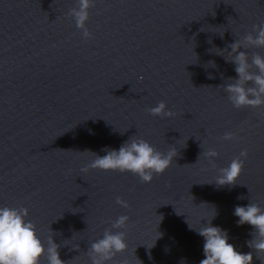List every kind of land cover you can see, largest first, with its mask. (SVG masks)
<instances>
[{
  "label": "water",
  "instance_id": "95a60500",
  "mask_svg": "<svg viewBox=\"0 0 264 264\" xmlns=\"http://www.w3.org/2000/svg\"><path fill=\"white\" fill-rule=\"evenodd\" d=\"M76 7L0 0V206L26 207L66 264H91V243L106 230L124 231L127 243L109 264H199L204 241L188 223L199 229L216 213L212 224L264 264L246 244L251 226L233 215L250 202L264 209V106L237 109L225 91L237 77L232 43L249 62L264 56L244 42L264 25V0H95L87 40L69 15ZM161 101L174 117L147 111ZM130 138L178 156L150 183L81 171ZM244 150L237 181L217 185ZM120 215L128 225L115 229Z\"/></svg>",
  "mask_w": 264,
  "mask_h": 264
},
{
  "label": "clouds",
  "instance_id": "9594fccd",
  "mask_svg": "<svg viewBox=\"0 0 264 264\" xmlns=\"http://www.w3.org/2000/svg\"><path fill=\"white\" fill-rule=\"evenodd\" d=\"M77 2L78 7L72 8L69 15L75 18L76 27L83 30V37L87 40L91 38L92 33L86 27V23L89 20V9L94 7L95 0H77ZM253 31L255 35L249 34L244 37L245 44L264 48V25L254 26ZM230 55L232 57L230 62L235 64L237 77L234 82L225 86V91L229 94L228 98L232 105L237 109L264 106V56L257 53L249 62L247 52L241 50V42L232 43ZM252 66L255 67V72L251 70ZM147 111L154 116L171 118L176 115L168 109L164 101ZM223 138L232 140L234 135L226 133ZM104 151L106 154L103 156L94 153L95 157L92 162L81 171L87 173L89 169H100L121 173L130 172L137 175L141 182L150 183L154 174L162 175L172 165L174 158L178 156L175 147L163 153L148 141L134 138L122 143L118 149L105 147ZM247 155V150L242 151L240 156L233 159L229 166L220 169L215 180L216 184H234L243 169L244 161L240 157L246 158ZM207 156L209 158L217 157L218 153L212 150L207 153ZM242 198L239 197V199ZM116 203L123 208L129 207V204L120 197H117ZM28 215L29 210L26 207L0 206V264H41L45 259L46 264H66L60 258L58 251L60 245L54 242L53 235H50L45 243L40 238L36 225L27 219ZM216 215L211 220H207L208 222L199 229L193 228L187 222L189 229L195 230L204 241V258L200 260L199 264H253L252 251L244 253L238 250L233 243L229 242L228 230L212 224ZM233 215L238 217L236 221L238 226L245 224L251 226L250 235L252 238L246 241V244L260 257V254L264 253V209L250 202L245 206L237 205ZM129 219L128 215H120L112 227L124 229L127 227ZM157 232L159 235L155 238L152 247L155 246L158 239L163 238V233ZM74 248L78 249L79 245H74ZM126 249L124 231L106 230L102 238L91 243L88 255L91 264H109L117 253L124 252Z\"/></svg>",
  "mask_w": 264,
  "mask_h": 264
}]
</instances>
